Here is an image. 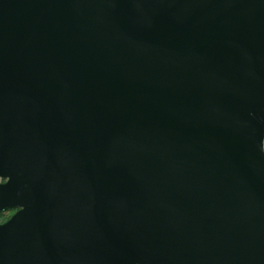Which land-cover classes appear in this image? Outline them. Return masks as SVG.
I'll use <instances>...</instances> for the list:
<instances>
[{"label": "water", "instance_id": "obj_1", "mask_svg": "<svg viewBox=\"0 0 264 264\" xmlns=\"http://www.w3.org/2000/svg\"><path fill=\"white\" fill-rule=\"evenodd\" d=\"M0 264H264V0H0Z\"/></svg>", "mask_w": 264, "mask_h": 264}, {"label": "flooded vegetation", "instance_id": "obj_2", "mask_svg": "<svg viewBox=\"0 0 264 264\" xmlns=\"http://www.w3.org/2000/svg\"><path fill=\"white\" fill-rule=\"evenodd\" d=\"M7 179H1L0 184L6 183ZM19 211L18 207H6L0 210V224L6 223L11 217Z\"/></svg>", "mask_w": 264, "mask_h": 264}, {"label": "rangeland", "instance_id": "obj_3", "mask_svg": "<svg viewBox=\"0 0 264 264\" xmlns=\"http://www.w3.org/2000/svg\"><path fill=\"white\" fill-rule=\"evenodd\" d=\"M5 180V179H4Z\"/></svg>", "mask_w": 264, "mask_h": 264}]
</instances>
